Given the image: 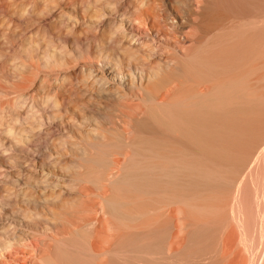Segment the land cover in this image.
I'll return each mask as SVG.
<instances>
[{
	"label": "rangeland",
	"instance_id": "rangeland-1",
	"mask_svg": "<svg viewBox=\"0 0 264 264\" xmlns=\"http://www.w3.org/2000/svg\"><path fill=\"white\" fill-rule=\"evenodd\" d=\"M139 20L155 42H133ZM263 23L264 0H0V264H261L250 204L246 227L229 217L254 157L220 187L243 162L200 134L264 101V39L242 63L209 59ZM131 68L161 70L149 94L98 79L121 85ZM191 68L208 74L182 75ZM209 181L219 190L203 193Z\"/></svg>",
	"mask_w": 264,
	"mask_h": 264
},
{
	"label": "bare ground",
	"instance_id": "bare-ground-1",
	"mask_svg": "<svg viewBox=\"0 0 264 264\" xmlns=\"http://www.w3.org/2000/svg\"><path fill=\"white\" fill-rule=\"evenodd\" d=\"M192 1V0H191ZM193 4V3H192ZM198 4V3H197ZM194 5V4H193ZM196 5V4H195ZM192 6V5H191ZM197 6V5H196ZM190 8V7H189ZM188 13V12H187ZM190 13V12H189ZM215 13V12H214ZM191 16V14H190ZM190 18V17H189ZM186 22V21H185ZM138 27L137 28H134V31L131 33L132 34V40L133 42L136 44V45H143L147 42H150V41H154V39H152L151 37L147 36L146 34L149 33V29L147 27V22L146 21H143V20H139L138 21ZM257 25V24H256ZM264 25V23H263ZM254 29L253 30H250V31H247V30H238L237 33H236V37L235 39L230 42L229 44H226V46H224L222 49H219V50H214L213 53H211L209 55V59L210 60H215L217 58H221L223 57V55H227V54H233L235 57H236V63L239 64V63H242L245 59H247L248 57L251 56V54L253 53V50L254 48H258L261 46L262 42H263V39H264V28L263 27H260V26H255L253 27ZM131 37V36H130ZM180 40V39H179ZM191 42V41H190ZM181 43V42H180ZM192 43V42H191ZM187 46V44H186ZM190 46V45H189ZM262 50H263V47H262ZM184 54V53H183ZM186 54V53H185ZM261 55V53H260ZM263 55H264V52H263ZM255 58V57H254ZM256 59V58H255ZM263 63V62H262ZM169 64V63H168ZM257 64V62H256ZM171 65V64H169ZM258 65L260 66L259 62H258ZM257 65V66H258ZM259 68V67H258ZM261 68V67H260ZM137 69V68H136ZM171 69V68H170ZM263 69V68H262ZM124 74V73H123ZM208 73L207 72H200L199 70L197 69H186L183 71L182 75L183 76H192V77H196L198 75H202V76H206ZM161 75V70H158V71H152L150 72L148 75L146 74V76L144 77L143 73L140 74H137V70L135 71H132V68L128 70V73L127 74H124L122 76V84L121 85H117V84H113L112 82H110L108 80V78L103 75V76H98V79L99 80H102L103 81V84L107 85V86H116L117 88H119V92H121V87L122 85L124 84H128V83H131L132 84V87L135 88V87H140L146 94H149V90H147L145 88V82L148 81H154L156 79L159 78V76ZM138 76H140V80H138ZM115 76L111 75L109 78L112 80L115 79V81H117L118 79L120 80V77L119 78H114ZM175 78V75L174 74H170L169 72L166 74V79L164 80V82H169L171 80H173ZM177 79V78H176ZM117 83V82H116ZM150 83V82H149ZM168 86H171V85H168ZM167 88V87H166ZM169 88V87H168ZM200 89V88H199ZM205 93V91H201V95H203ZM200 96V94H199ZM171 99H175L174 98V95L172 97H170ZM164 99V98H163ZM142 100H145V99H142ZM178 100V99H177ZM165 100H162V102H164ZM194 102V101H193ZM200 104H201V101H200ZM156 107V106H154ZM156 110L155 109V114H156ZM154 111V110H152ZM196 112V111H195ZM194 112V113H195ZM202 112V111H201ZM142 113V112H141ZM153 113V112H152ZM198 113V112H197ZM195 113V114H197ZM149 114V113H148ZM154 114V113H153ZM140 115V114H139ZM147 115V113H146ZM151 115V113H150ZM158 115V114H157ZM156 115V116H157ZM218 115V114H216ZM143 116H145L143 114ZM153 116V115H152ZM161 116V115H160ZM194 116V115H193ZM192 116V117H193ZM139 117V116H138ZM151 117V116H150ZM155 117V116H154ZM188 117V115H187ZM195 117H198L195 115ZM137 119V118H136ZM187 119V118H186ZM197 119V118H196ZM195 119V120H196ZM203 119V118H202ZM154 120V118H153ZM156 120V119H155ZM191 120V119H190ZM193 121L195 123H197V121ZM198 120V119H197ZM189 121V120H188ZM192 122V121H191ZM199 122V121H198ZM211 122V121H209ZM155 123V121H154ZM157 123V121H156ZM189 123V122H188ZM201 124V122H199ZM150 124H153V123H150ZM192 124V123H191ZM155 125V124H154ZM153 125V126H154ZM159 125V124H158ZM152 126V125H151ZM157 126V125H156ZM192 126H196V125H192ZM198 126V125H197ZM209 126V124H208ZM206 127V133H201L200 136L204 137L205 135V138L207 140V143L215 150H218L219 154L216 152V154H218V156L220 158H223V159H230V158H240L243 162V164L239 165H232L230 166L229 168V172L230 173H227V177L223 180L222 178V181L219 180L218 182V185L220 187H228V186H233L234 182L233 179H235V175H237L241 169V167L244 165V162L249 158V157H254V160L252 161V163L249 165H247L248 167L246 168V171L244 172V174L242 175V178H241V181L238 183V188L236 190V193L232 196L234 198H232L231 201H233V204L232 206H229L231 207V211H230V215L229 216L232 220V217L234 218L236 214H240L242 215V223H243V227H246L249 222H250V219H249V212L247 210V206L248 204H250V208L253 209L254 211V214H255V221H254V224L255 226L259 227L260 228V234L261 236L264 235V137L262 136H259L260 135V132L262 133V130L264 128V101L263 100H258L254 103H251V104H248L246 105V107H239L236 112L233 113V115H231L230 117H227V116H214L213 120H212V124H211V127ZM158 127V126H157ZM201 127V126H200ZM132 128V127H131ZM147 128V127H146ZM159 128V127H158ZM193 129V128H192ZM196 129V128H195ZM199 129V128H197ZM153 130V128H152ZM159 130V129H158ZM139 131V129H138ZM162 131V130H160ZM159 131V132H160ZM195 131V130H194ZM154 132V131H153ZM196 132V131H195ZM156 133V132H154ZM155 135V134H153ZM197 135L199 136V134L197 133ZM262 135V134H261ZM156 136V135H155ZM158 136V135H157ZM156 136V137H157ZM161 136V135H160ZM194 136V135H193ZM199 136V137H200ZM204 138V139H205ZM150 139V138H149ZM155 139V138H154ZM157 139V138H156ZM161 139H162V136H161ZM158 140V139H157ZM144 141V140H143ZM162 142V141H160ZM203 142V141H202ZM205 142V141H204ZM149 143V142H148ZM187 143V142H186ZM206 143V142H205ZM151 146V145H150ZM170 146V145H168ZM157 147V146H156ZM165 147V146H164ZM206 147V146H205ZM209 147V146H208ZM210 147V148H211ZM153 148V147H152ZM209 148V149H210ZM160 149H162V146L160 147ZM150 150V149H149ZM159 150V149H158ZM158 150H155V151H158ZM165 150V149H163ZM202 150V149H201ZM167 151V150H166ZM169 151V150H168ZM208 152V150H205ZM168 153V152H166ZM202 153V152H201ZM203 153H206L204 152L203 150ZM171 154V153H170ZM210 154V153H209ZM208 154V155H209ZM214 154V152H213ZM163 155V154H162ZM171 155H174V153H172ZM199 155V154H198ZM204 156V154H203ZM202 156V157H203ZM207 156V154H206ZM206 156H204L206 158ZM170 157V156H169ZM176 157V156H174ZM213 157V155H212ZM173 158V157H172ZM155 159V158H154ZM157 159V158H156ZM165 160V159H164ZM202 160V159H201ZM217 160V159H216ZM249 160V159H248ZM168 161V160H167ZM176 161V160H175ZM180 161V160H178ZM208 160H206V168L207 169H211L214 165L212 164L213 161H209L211 164H208L207 163ZM174 162V160H173ZM172 162V163H173ZM189 162V161H188ZM203 162V161H202ZM157 163V162H156ZM205 163V162H203ZM159 166V165H158ZM168 166V165H167ZM171 166V165H170ZM173 166V165H172ZM165 167V166H164ZM200 167V170L199 171H204L205 167L203 168L204 170H201V167L202 166H199ZM215 167V166H214ZM214 167L212 169H214ZM246 167V166H245ZM243 168V167H242ZM173 169V168H172ZM182 169V168H181ZM222 169V168H221ZM226 169V170H227ZM231 169V170H230ZM216 170V169H215ZM213 172V170H210L209 172L206 171V175H210V172ZM217 171V170H216ZM219 171V170H218ZM217 171V172H218ZM171 172V171H170ZM215 172V171H214ZM213 173L214 175H216V173ZM205 173V172H204ZM203 173V175H204ZM219 173V172H218ZM243 173V172H242ZM212 174V173H211ZM156 175V173H155ZM159 175V174H158ZM165 175H168L165 174ZM202 175V174H201ZM219 175V174H217ZM240 175V177H241ZM212 176V175H211ZM209 176V177H211ZM223 175L220 174V176L218 177H222ZM219 179V178H217ZM240 179V178H239ZM247 179H250L251 181V186L248 185L247 183ZM236 180V179H235ZM143 181V180H142ZM146 181V180H145ZM183 181V180H182ZM206 181V179L204 180ZM213 181V179H212ZM221 181V182H220ZM186 182V181H184ZM150 181H149V186L150 185ZM157 183V182H156ZM181 184V183H179ZM178 184V185H179ZM141 185H146L144 183H141ZM183 185V184H182ZM186 185H188V188L187 190L189 189L190 191H194V189L196 188V185L193 184V183H188V184H184L185 188H186ZM216 185V186H218ZM155 186V185H154ZM184 186H181L184 188ZM218 186V188H219ZM180 187V186H179ZM151 188V187H150ZM214 188L217 190L218 188L214 187V183L212 182H206V183H203L202 185V191L203 193H209L212 189L214 190ZM153 189V187L151 188ZM236 189V188H235ZM234 189V190H235ZM251 189L252 191V194L250 195L249 194V190ZM153 190H156V188H154ZM151 190V191H153ZM179 190V189H177ZM183 190V189H182ZM219 190V189H218ZM217 190V191H218ZM224 191V189H223ZM222 191V192H223ZM157 192H158V189H157ZM185 192V191H184ZM213 192V191H212ZM215 192V191H214ZM235 192V191H234ZM147 193V192H146ZM150 193V191L148 192ZM153 193H156L155 191L152 192ZM202 193V194H203ZM216 193V192H215ZM226 193V192H225ZM229 193V192H228ZM145 194V193H144ZM199 193H197L198 195ZM201 194V196H202ZM150 195V194H148ZM205 195V194H204ZM221 196V195H220ZM227 196V195H226ZM229 196V195H228ZM153 197V195H152ZM186 197V196H185ZM188 198V197H187ZM200 198V196L198 197ZM154 200L156 198H153ZM186 199V198H185ZM197 199V198H196ZM220 199V198H219ZM184 200V199H183ZM187 200V199H186ZM185 200V202L187 203V201ZM199 199H197V202H198ZM209 200V199H208ZM194 202V200H191V202ZM215 201V200H214ZM218 201V198L217 200ZM215 201V202H216ZM220 201V200H219ZM218 201V203H219ZM223 201V200H222ZM224 201H225V198H224ZM155 202V201H154ZM190 202V200H189ZM199 202H203V199L200 198V201ZM206 202V201H205ZM205 202H203V204L205 205ZM214 202V203H215ZM230 202V201H229ZM180 203V202H179ZM196 203V201L194 202ZM156 204V203H155ZM193 204V203H192ZM198 204V203H197ZM202 203L198 204L199 207L203 206ZM210 204V202H209ZM223 204H225L223 202ZM185 205V204H184ZM189 205V204H188ZM231 205V204H230ZM197 206V207H198ZM206 206L209 207V205L207 204ZM212 206V204H211ZM220 206V205H219ZM222 207V206H221ZM228 206H226L225 208H227ZM228 207V208H229ZM204 208V206H203ZM202 208V209H203ZM212 208V207H211ZM216 208V207H214ZM224 208V207H223ZM224 208V209H225ZM207 209V208H206ZM210 209V207H209ZM208 209V210H209ZM222 209V208H221ZM220 211H222L223 213H226L227 212H224V209H222ZM194 210V208H193ZM196 211V210H195ZM198 211V210H197ZM196 212H192L193 214L197 213ZM199 212V211H198ZM206 212V211H205ZM211 212V211H210ZM214 212V211H213ZM211 212V213H213ZM216 212V211H215ZM201 213V212H200ZM210 213V214H211ZM218 213V212H217ZM220 213V212H219ZM218 213V214H219ZM222 213V215H223ZM209 214V215H210ZM198 215V214H197ZM197 215L194 216L195 219H197ZM199 216V215H198ZM211 216V215H210ZM225 215H223V218H224ZM213 216H211L210 218L211 219H214L212 218ZM227 217V218H229ZM239 216H237L238 218ZM169 219V217H167ZM201 218V217H200ZM222 218V219H223ZM224 219V221L226 222V219ZM240 218V219H241ZM217 219V218H216ZM221 219V220H222ZM210 220V219H209ZM201 221V219H200ZM203 223L205 220H202ZM214 220H212L211 222H213ZM172 222V221H170ZM192 222V220L190 221ZM196 222V221H195ZM219 222V221H218ZM224 222V223H225ZM230 223V219L228 221ZM232 223H235L234 221H231ZM197 223V222H196ZM215 223V222H214ZM169 224V223H168ZM205 224V223H204ZM201 223V225H204ZM209 224V223H208ZM207 226V225H206ZM205 226V228H206ZM198 227V226H197ZM202 228V226H200ZM200 227L198 228L200 230ZM204 228V229H205ZM202 229V230H204ZM196 231V230H195ZM201 232V231H200ZM180 233V232H179ZM243 233V232H242ZM181 235V234H180ZM175 252V251H173ZM174 254V253H173ZM263 255V254H262ZM261 255V256H262ZM264 259V258H263ZM263 260H262V263L263 264Z\"/></svg>",
	"mask_w": 264,
	"mask_h": 264
}]
</instances>
